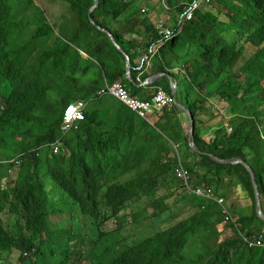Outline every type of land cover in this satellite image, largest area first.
<instances>
[{
	"label": "trees",
	"instance_id": "1",
	"mask_svg": "<svg viewBox=\"0 0 264 264\" xmlns=\"http://www.w3.org/2000/svg\"><path fill=\"white\" fill-rule=\"evenodd\" d=\"M63 1L74 21L64 14L53 27L44 22L22 42L13 15L25 0H0V264H264V248L243 240L264 232L255 228L264 221L250 174L208 155L252 167L264 212V0H209L182 22L186 7L167 0L175 6L167 41L153 14L136 19L134 1L98 0L92 14L130 57L135 83L152 76L147 63L140 69L147 57L154 73L173 76L178 100L195 117L201 155L190 149L188 119L175 105L144 117L100 95L106 84L122 82L130 95L147 98L126 80L124 55L89 21L94 0ZM132 9L130 33L145 35L142 42L116 26ZM53 31L54 47L39 49L38 40ZM159 87L171 93L167 78L150 88ZM213 98L228 107L215 110L218 128L206 142L200 116L214 110ZM80 101L88 103L86 120L64 134L65 108ZM58 141L62 148L53 154ZM179 161L192 188H212L224 199L231 195L224 178L232 177L251 202V216L221 218L213 201L185 190L174 172ZM46 180L60 193L48 191ZM167 186L170 193L160 196ZM182 201L190 208H180ZM166 213L169 222L155 227L153 219ZM180 213L189 216L178 221ZM133 229L140 231L123 237Z\"/></svg>",
	"mask_w": 264,
	"mask_h": 264
},
{
	"label": "built area",
	"instance_id": "2",
	"mask_svg": "<svg viewBox=\"0 0 264 264\" xmlns=\"http://www.w3.org/2000/svg\"><path fill=\"white\" fill-rule=\"evenodd\" d=\"M207 2H209V0H194L192 3H189L180 17V22L192 19L194 13L200 8V6ZM160 26H162V24ZM160 34L165 38V41H167L172 37L173 30L162 27L160 28ZM151 52H153V50ZM105 94L115 97L128 109L135 113H139L144 117H147V115H151L154 112H162L163 110L170 109L174 106V98L172 94L168 93L163 88H157L152 98L143 99L138 96L130 95L124 84L117 82L113 85H106V87L100 92V95ZM87 108L88 103L82 101L70 104L65 108L63 125L61 127L64 134L70 132L72 129H77L79 123L86 120L85 109ZM61 148L62 143L58 141L53 147H51V150H53V154H58ZM174 172L176 177L185 186L186 191L191 192L197 197L213 201L219 208L221 218H224V220L229 223L235 222V218L231 215L226 200L217 196L212 188L203 186L192 188L190 186V172L184 167L181 161H179V164L175 167ZM243 240L251 247L264 248V232L260 233L255 238L244 236Z\"/></svg>",
	"mask_w": 264,
	"mask_h": 264
},
{
	"label": "crops",
	"instance_id": "3",
	"mask_svg": "<svg viewBox=\"0 0 264 264\" xmlns=\"http://www.w3.org/2000/svg\"><path fill=\"white\" fill-rule=\"evenodd\" d=\"M124 1L126 3H129V2H133L135 0H124ZM145 1L148 4H150L149 7H148L146 2H144V4H138L135 2L133 3L136 19H138V17H144L145 15L151 16L153 14L154 22H156V26L159 29L163 27V28L173 30L174 29L173 24L175 21H174L173 16L172 17L169 16V13L166 14V12L172 11L171 6L167 3V0H159V1L145 0ZM135 16L133 15V9H132L131 12L125 14L123 17L120 18V20L118 21L116 26L121 31H125V33H128V34H126V38L128 40L136 41V42H142L143 36L145 37V35L142 36L141 34L130 33V31H133V17H135ZM169 19H172L171 23H168ZM161 24H162V26H160ZM141 27H144V26H141ZM159 47L160 46H158L156 48V50L153 47L149 52L152 53V55L154 56L158 53ZM152 50H153V52H151ZM146 63H147L148 73H152V76L157 74V73H154L156 68H152L153 67V59L151 57H147L144 59V61L142 63L143 68L146 65ZM143 68H140V69H143ZM159 73H161V72H159ZM145 81H142L139 79V83H136V84H141V83H144ZM120 83H122V82H120ZM106 85H105V87H106ZM150 87H151V85L150 86H143V87L138 86V88H142L141 92L147 97L146 99L152 98V96L155 94L156 89H157V88H150ZM140 98H142V97H140ZM216 101H218V100H216ZM221 112L222 111H220V113ZM154 114H155V112L152 113L151 115H154ZM216 115H217V112L214 109V110H211L210 112H207L204 115L200 116V120L204 121V124L202 125L200 131H201L203 139L206 142H209L212 138H214V132L218 128V126L215 124V121H214L215 119H213V117H215ZM203 117H204V120H203ZM186 122L187 121L185 120L184 125L186 127V132L188 133L189 125H188V122L187 123ZM225 125H227V124H225ZM229 131H230V129H229ZM224 180H225L227 186L228 185L231 186V188H230L231 195H230V197H226V199H225L231 215L235 219H238L241 216H244V217L251 216V214H252L251 202L249 201V199L246 198L245 192L239 186L234 184L235 180H232V177L225 176ZM261 202H262V200H261ZM255 228L259 232L264 231V225H262L260 223H257ZM258 229H260V230H258Z\"/></svg>",
	"mask_w": 264,
	"mask_h": 264
},
{
	"label": "rangeland",
	"instance_id": "4",
	"mask_svg": "<svg viewBox=\"0 0 264 264\" xmlns=\"http://www.w3.org/2000/svg\"><path fill=\"white\" fill-rule=\"evenodd\" d=\"M26 1L27 0H25L24 5L22 4L23 10L19 13L16 12V14L14 13V15H13V17L18 21V24H20V26H19L20 34L23 36L22 42H24V41L26 42V41L30 40L33 36H35L37 34V29L43 28L42 25L44 22H46L50 27H53L55 23H59V21H58L59 18L63 19L64 14L68 18L71 17L70 20L74 21L72 19V17H74L72 15H74V13L70 10L69 4L64 2L63 0H31V4L24 10V7L27 3ZM156 1H159V0H156ZM188 1H190V0H179L178 5H180V6L184 5V7H186L189 4ZM134 2L138 3V4H144V2H146V1L145 0H135ZM147 5H148V7L150 6V4H148V3H147ZM174 7L175 6L171 5V9H173ZM167 13H169V16H171V17L173 16L172 12H166V14ZM171 20L172 19H169L168 23H171ZM22 29H23V34H22ZM57 33H58V31H57ZM57 33H54V31H53V34H47L46 36L41 37L38 40L39 49L48 50L51 47H54V45L56 43L57 35H58ZM211 103L213 105H215L214 109L217 111H224L225 108L228 107V105L225 102H222L220 100L216 101V100H214V98L211 99ZM203 120H204V117H203ZM9 173L11 174L12 172H9ZM1 174H7V172H3ZM45 184H46L45 188L48 191H50L51 193H55V195L60 193V191L57 190L56 186H55L54 190L51 189V184L49 183L48 180L45 181ZM169 193H170L169 186H167V188L163 189V194L160 196H167ZM176 193H178L179 197L186 196L187 199H185L184 201L187 204V201L189 200L188 194H186L185 191H183V190H180L179 192L177 191ZM172 201H173V199L171 200V204H172ZM143 202L147 206L151 205V202L148 198H145L143 200ZM185 202H183V201L181 202V204L179 205L180 208L182 206L186 205ZM186 206L188 208H190V206H188V205H186ZM150 214L152 216L154 214L153 211H150ZM187 216H189V215L180 213L178 221L183 220ZM166 221H167V223L169 222V213L164 214L162 217H160L158 219H155V220L153 219V223H154L155 227L161 226ZM7 226H8L7 229L11 232L12 231V225L8 224ZM139 231L140 230H136V229L130 230L128 233L126 232L123 237H130L134 233L139 232ZM145 235H147V234H145ZM43 264H46V263H43ZM49 264H58V262L54 261V262H50Z\"/></svg>",
	"mask_w": 264,
	"mask_h": 264
},
{
	"label": "water",
	"instance_id": "5",
	"mask_svg": "<svg viewBox=\"0 0 264 264\" xmlns=\"http://www.w3.org/2000/svg\"><path fill=\"white\" fill-rule=\"evenodd\" d=\"M99 2L98 0H94V4L93 6L89 9L88 12V17H89V21L91 22V24L102 30L103 33L107 34L109 39L111 40L112 44L114 45L115 48L118 49V51L124 55L125 57V65H126V72H125V78L127 81H129L130 83L134 84L136 87L138 86H150L155 84L158 80H160L161 78H167L169 80V84H170V88H171V94L174 98V105L180 110L182 111L187 119H188V133H187V137H188V145L190 147V149L198 154L201 155L202 152L201 150L196 146L195 142H194V133H195V129H196V122H195V117L192 113L191 110H189L188 108H186L179 100L177 97V82L175 81V79L173 78L172 75H170L169 73H165V72H161V73H157L151 77H149L144 83L141 84H136L133 80L132 77V64H131V59L128 56V54L123 50V48H121L116 39L114 38V36L111 34V31L106 29V28H101L100 26H98V24L95 23V21L92 18V14L95 12V10L98 8ZM143 68V66L141 67ZM210 158L213 159V161L217 164H221V165H242L243 167H245V169L248 171V173L250 174L251 177V181H252V185H253V189H254V194H255V199H256V213L257 216L264 221V212L262 210V205H261V197H260V191H259V187L257 184V180H256V176H255V172L253 171L252 167L242 158H234V159H220L218 157L213 156L212 154H208Z\"/></svg>",
	"mask_w": 264,
	"mask_h": 264
},
{
	"label": "clouds",
	"instance_id": "6",
	"mask_svg": "<svg viewBox=\"0 0 264 264\" xmlns=\"http://www.w3.org/2000/svg\"><path fill=\"white\" fill-rule=\"evenodd\" d=\"M181 17V16H180Z\"/></svg>",
	"mask_w": 264,
	"mask_h": 264
}]
</instances>
